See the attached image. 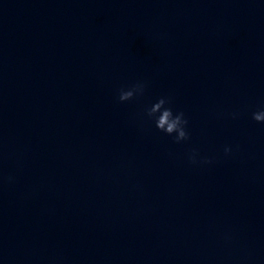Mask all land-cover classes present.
Masks as SVG:
<instances>
[{"label": "water", "instance_id": "1", "mask_svg": "<svg viewBox=\"0 0 264 264\" xmlns=\"http://www.w3.org/2000/svg\"><path fill=\"white\" fill-rule=\"evenodd\" d=\"M191 152L0 88V264H264V189Z\"/></svg>", "mask_w": 264, "mask_h": 264}, {"label": "clouds", "instance_id": "2", "mask_svg": "<svg viewBox=\"0 0 264 264\" xmlns=\"http://www.w3.org/2000/svg\"><path fill=\"white\" fill-rule=\"evenodd\" d=\"M147 85L143 81H137L128 88H121L118 93V100L121 103L131 101L133 99L142 97L145 94ZM171 105V98L162 96L156 102L147 107L143 113L148 119L153 120L155 127L160 132L168 136H173L176 143L187 141L190 136L187 131L189 121L185 117L183 111L174 112ZM233 118L236 113H233ZM252 119L258 123H264V109H260L252 113ZM232 149L228 146L224 148L225 154H229ZM199 153L193 150L188 159L192 164L197 163H211L208 158L199 159ZM11 179V178H9Z\"/></svg>", "mask_w": 264, "mask_h": 264}]
</instances>
